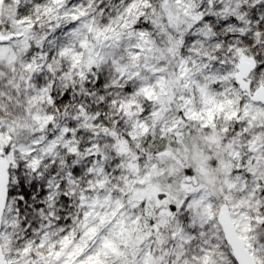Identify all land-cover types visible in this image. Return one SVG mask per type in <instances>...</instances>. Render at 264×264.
Masks as SVG:
<instances>
[{"label":"snow or ice","instance_id":"snow-or-ice-1","mask_svg":"<svg viewBox=\"0 0 264 264\" xmlns=\"http://www.w3.org/2000/svg\"><path fill=\"white\" fill-rule=\"evenodd\" d=\"M0 264H264V0H0Z\"/></svg>","mask_w":264,"mask_h":264}]
</instances>
